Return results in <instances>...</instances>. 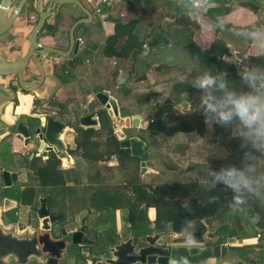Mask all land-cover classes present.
<instances>
[{"label": "trees", "instance_id": "obj_1", "mask_svg": "<svg viewBox=\"0 0 264 264\" xmlns=\"http://www.w3.org/2000/svg\"><path fill=\"white\" fill-rule=\"evenodd\" d=\"M243 5L251 8L254 13L260 9V5L254 6L248 2ZM211 10L218 8L209 9ZM173 20L175 29H182L187 34L185 45L191 68L188 72L180 69L175 77L168 79V97L156 106L152 122L141 130L139 139L143 142V150L149 162L151 158H156L158 165L164 169L162 173H173L175 178L179 179L146 182L142 178L139 158L128 154H122L121 163L110 166L109 163L117 156L119 140L114 135L108 114L99 111L97 129H77L78 134L73 138V146L68 149L70 156L75 159V165L69 170L61 168V162L54 153L48 154L46 159L40 156L30 157L33 151L26 154L17 152L12 142H7L8 138L0 141V168L5 171L17 169L24 174L21 189L16 190L13 195L15 200L24 206H34L39 196L48 194L47 201L53 212L64 217L82 210L98 213L94 230L102 232L98 237L102 246L116 239L114 214L117 211L124 213L125 220L137 233L148 231V226L154 223L157 231L182 234L177 240L179 243H185L183 227L191 222L195 239L202 247L211 245L210 241L205 240L208 233L218 235L223 240L238 236L255 237L264 233V202L251 201L245 212L232 214L227 206L233 196L231 189L225 190L223 185L218 184L215 189L205 190L201 186L203 172L198 161H187L182 167L179 164L181 156L166 142L172 136L205 135L207 125L204 123L202 111L199 110L201 93L189 84V81L205 69L214 72L227 71L228 79L235 82L237 90L241 88L238 69L230 63L231 49L226 43L220 39H212L209 45L202 46L194 39L195 30L199 27L190 20L187 13L177 12ZM115 26L117 30L121 27V31L130 34L131 38L135 37L131 33L130 25L115 21ZM173 31L174 28L169 26L164 33L171 35ZM121 38L123 35L115 32L107 40V49L114 46L118 50L123 48V45H120ZM142 46L143 42H139L130 52L129 59L134 61L142 52ZM248 62L264 65V55L251 56ZM162 67L167 68L163 65L157 69ZM153 71L155 72L156 68ZM144 79V75L136 78L137 81ZM178 105L191 108V111L183 113L176 110ZM211 135L213 141L224 139L226 154L208 158L210 168L219 171L221 167L230 164L239 167L246 150L241 148V140L233 137L230 128L218 125L213 126ZM161 137H164V141ZM177 147L186 149V146L180 144ZM81 163H86V168H89L83 176L79 169ZM185 199H188L191 211L182 207ZM149 209L154 211L152 221H149L147 216ZM253 247L258 246H231V251L236 252L241 248L247 256V261L256 264L253 257L249 256ZM226 254L224 258L228 259Z\"/></svg>", "mask_w": 264, "mask_h": 264}, {"label": "water", "instance_id": "obj_2", "mask_svg": "<svg viewBox=\"0 0 264 264\" xmlns=\"http://www.w3.org/2000/svg\"><path fill=\"white\" fill-rule=\"evenodd\" d=\"M46 1V2H45ZM263 7H264V0ZM27 0H0V139L6 134H14L23 138L24 146L33 143L35 151L30 157H46L48 153H59V159L68 163L71 159L65 150L62 141L63 130L76 126L94 127L97 122L93 120L96 109L89 106V98H93L102 107L111 120L115 137L119 140L117 152L118 163H121L122 154L139 158L140 167L148 166V156L144 153L143 143L136 138L127 136L124 129H145L148 123L140 116L141 108L135 115L123 116L116 100L102 91L86 98L83 106L74 98L66 107L54 104L56 92L61 88L62 82L57 73L62 63L58 60L69 61L78 55L79 43L77 38L83 37L88 26L93 24L91 11L86 9L81 0H33V7L37 19L25 36L8 37L10 31L16 30L20 13L25 12ZM68 5L78 8L82 18L73 23L69 29V43L66 48L57 47L61 40L57 20L61 17L59 7ZM53 13L51 29L47 31L48 20ZM72 18L71 12L65 11ZM28 22L27 18L25 19ZM61 21V19H59ZM54 42L50 45L47 40ZM54 56L56 60H49ZM12 78L17 80L20 90L26 94H33L35 102L29 113L30 122L24 123L14 120L11 114L15 102L14 92L10 89ZM177 106L176 109H180ZM190 112L191 108L184 110ZM21 172H9L0 168V184L10 187L17 182ZM16 202L0 197V264H66L64 261L65 242L61 239L54 241L47 234L36 237L22 236L15 232L11 226L5 225L1 218L2 211L8 209ZM40 228L45 222L49 224L56 218L48 217L45 197L40 198L37 210ZM48 217V218H47ZM69 232L71 245L86 244L89 242L82 237V232ZM182 234L170 231H157L155 224L149 226V231L140 238H135L132 231L116 243L103 249L102 254H91L76 264H174L183 260L187 264H200L210 258H223L228 246L235 243L238 238L222 240L218 235L208 233L205 240L211 245L200 249V246L186 247L185 243L177 240ZM80 237V238H79ZM175 241V242H174ZM171 242V243H170ZM140 243H142L140 245Z\"/></svg>", "mask_w": 264, "mask_h": 264}, {"label": "crops", "instance_id": "obj_3", "mask_svg": "<svg viewBox=\"0 0 264 264\" xmlns=\"http://www.w3.org/2000/svg\"><path fill=\"white\" fill-rule=\"evenodd\" d=\"M81 1L86 6L93 9L94 14H96L95 8L100 7L101 13L96 14L97 17L95 22L88 26L87 32L83 36L84 47L79 49L78 55L69 61L58 60L59 63H62V67L57 70V75L62 82V86L56 92L53 102L54 104H60V106L64 108L74 98L77 99L79 105L83 106L86 98L102 91L108 93L109 97L116 100L123 116L135 115L138 113L139 108H141L140 116L142 120L147 123L151 122L153 120L156 106L159 105L162 100L159 99L160 94L157 96L158 92H156L160 85L163 84L162 79L175 77L180 69L188 72L191 68L190 57L185 45L187 34L182 29H175V26L173 25V19L177 12L187 13L190 20L198 25L199 29L195 30L194 39L200 45L207 46L212 39H220L231 49L230 60H232L237 54L241 56L248 54V57L260 55V52L250 38L233 34V32L228 29H231L233 25L247 26L255 24L257 27L264 25V7L262 0H213L209 9L218 8V10H208L206 14L201 15H197L192 11H186V8H190L188 0H185L186 7H178L177 0H111L109 4L100 6L97 5V0ZM246 2L252 3L254 6L260 5L259 11L254 13L251 8L243 5ZM68 7L66 6L65 9H68ZM25 8L26 11L23 12L24 19L19 17L15 26L16 30L14 29V31H10L8 34L9 38L13 37V35H18L20 37L22 35L25 36L33 25V23L25 22L27 15H36L32 0H29V3ZM59 19H61V25L58 31L61 37L63 31L70 25L71 19L65 12ZM115 21H119L124 25H130V28L132 29L131 33H133L135 37L131 38L130 34H124L123 31H121V27L117 30ZM47 23V30L49 31L53 20L50 19ZM221 24L225 25L223 31L219 26ZM202 25L208 26L210 29L214 30V32L202 31ZM169 26L174 28V31L171 35H166L164 31L167 30ZM117 31L123 35V38L120 39V45L122 44L123 48L118 50V48L114 46L107 49V40ZM53 42L52 39L47 40V44L51 45ZM139 42H143V50L135 57L134 61H132L129 59V54L136 48ZM66 46L67 44L62 41V39L57 45V47L60 48H66ZM117 52H119V54H117ZM120 53H122V55H120ZM49 60H56V58L50 56ZM163 65L167 66V68L162 67L157 69L158 66ZM155 68L156 71L154 72L153 70ZM141 75H144L145 79L137 81L136 78ZM12 79L10 81V89L15 95V102L11 109L12 117L14 120L29 123V113L35 99L31 97L33 94H26L21 90L12 87ZM88 100L89 106L96 109L95 116H97L99 111H105L102 107H99V104L93 96ZM97 127L98 121L97 125L94 127H81L77 125L76 129L91 130L97 129ZM72 130V127L63 130L64 135H62V141L67 153L68 149L73 146L74 136L78 134ZM141 130L143 129H124V132L127 136L140 140L139 136ZM4 138H8L7 142H12L13 148L17 152L26 154V152H34L36 150L32 145L33 143L24 146L23 138L20 136L6 134L0 139V141ZM140 141L142 142V140ZM52 153L56 154L59 159V153ZM47 156L42 158L46 159ZM68 156L71 159V162H69L68 168H63L61 166L64 170H69L75 165V159H73L69 153ZM59 160L61 165L63 160L65 161V159ZM117 163L118 159L116 156L109 165L114 166ZM86 167V163H81L79 166V169L82 171V176L87 173L86 171L89 169ZM147 169L148 166H145V169H142V174H144ZM9 172L16 171L9 170ZM18 172H21L19 176L22 177V180L20 181L21 186L24 180V174L22 171ZM69 185H71V183H69ZM151 210L153 211V209H149L147 212L149 221H152L154 218V211L151 212ZM86 212L88 211L82 210L74 215L68 216L67 218L72 220ZM91 213L92 212H90V215ZM119 213L120 215L121 213L123 214L122 211H117L114 214L117 235L121 234V221L125 219V215L117 219ZM97 216L98 213L95 214V219ZM82 218L86 220L84 216ZM236 238L238 239H236L235 243L231 246H258L259 248L253 247L252 251L250 248H246V250H250L251 253L249 256L253 257L256 264H264V233L258 234L255 237L238 236ZM231 246H228L226 254L228 259H225L224 257L219 259L210 258L200 264H235V262L236 264H250L247 261V256L243 253L244 250H241L240 248L236 252L231 251ZM82 253L84 254V257H86L88 251L83 250ZM74 258L75 257L70 260V264H76Z\"/></svg>", "mask_w": 264, "mask_h": 264}, {"label": "clouds", "instance_id": "obj_4", "mask_svg": "<svg viewBox=\"0 0 264 264\" xmlns=\"http://www.w3.org/2000/svg\"><path fill=\"white\" fill-rule=\"evenodd\" d=\"M212 3L213 0H188L190 8H186V11L197 15L206 14ZM177 6L186 7L185 0H177ZM219 26L223 31L225 25ZM228 30L250 38L260 54L264 55V25H233ZM202 31L214 32L205 25H202ZM248 61V56L238 54L230 61L238 69L240 90L235 87V82L228 79L225 70L214 72L205 69L189 81L192 87L200 90L199 110L207 127L212 129L218 125L230 128L233 137L241 140V148L246 149L239 167L230 164L215 171L205 158L198 160L203 172L201 186L205 190L215 189L218 184L223 185L225 190L231 189L233 196L227 206L232 214L245 212L251 201L264 202V65L250 64ZM193 145L195 151L203 152L205 157L212 149L203 139H197ZM182 207L191 211L188 199L182 202ZM183 232L185 246L196 247L198 242L191 222L183 227ZM178 264L187 262L181 260Z\"/></svg>", "mask_w": 264, "mask_h": 264}, {"label": "flooded vegetation", "instance_id": "obj_5", "mask_svg": "<svg viewBox=\"0 0 264 264\" xmlns=\"http://www.w3.org/2000/svg\"><path fill=\"white\" fill-rule=\"evenodd\" d=\"M28 3H29V0H27L25 6ZM32 3H33V0H32ZM85 8L88 9L89 11H91V14L93 16V23H94L97 15L94 14V10L91 9L90 7L86 6ZM68 9L71 12L72 18H70L71 19L70 25L67 27L66 30L63 31L62 36H61L62 41H64L66 44L69 43V39H70L69 38V29L71 28V26L73 25L74 22H76L77 20L82 18V13L78 8H72L69 6ZM19 17L21 19H24V13L21 12ZM30 17H31L30 15H27V20H28V23L32 24L36 21L37 16L34 15V16H32V18H30ZM32 19H33V21H32ZM51 19L53 20V13H52ZM16 183L17 182L13 183L12 186H10V187H4L2 184H0V197L2 199L7 198L11 201L16 202L15 207L11 203L8 205V209L6 211H2L1 217H2L3 223L11 226L14 231H20L22 236L36 237V236L44 233V234H47L50 237V239H52L54 241H58V240L62 239L65 242L66 247H65L64 251H65V253L67 252L66 254H68V257L70 255V253H69L70 248L76 249L75 258H74L75 262L80 261L81 259L84 258V254L82 253L83 250L88 251L87 255H91V254L100 255V254H102V251L104 248H106L109 245L116 243L118 239H121V238H124L125 236H127L129 231H132V234L135 238H140L148 232V231H144L141 233H133V232H135V230H133V226H131V224L129 222L124 220L125 221V224H123L124 230L123 229L121 230V234H119V235L116 234L115 241L112 243L105 244V245L101 246L100 243L98 242V237L102 235V232L100 230H97V231L94 230V232H95L94 235H96L98 237L93 241L90 240L86 235L87 226L85 223H83L84 219L80 218L79 219L80 224L79 223L77 224L75 222L78 220V217L70 220L67 217H64L62 215H59V214L53 212L52 206L50 207V204L47 201L48 194L39 196L37 199V204L34 206L21 205L17 200H15L13 198V195L16 194V192H17L16 190L21 189V186H20V188L15 187ZM41 197H45V204H46L47 212H48L47 216L49 218L50 217L56 218L50 224L48 222H45L43 224V227H49V230H42L40 228V220H39L38 215H37V210L40 206V198ZM22 223L25 225L21 226ZM83 227H84V230L82 232V237L85 240H87L89 242V244L88 245H86V244L71 245L70 240L68 238L69 232L81 231V229ZM141 244L142 243H140V245ZM64 262L66 264H68L67 260H65Z\"/></svg>", "mask_w": 264, "mask_h": 264}, {"label": "rangeland", "instance_id": "obj_6", "mask_svg": "<svg viewBox=\"0 0 264 264\" xmlns=\"http://www.w3.org/2000/svg\"><path fill=\"white\" fill-rule=\"evenodd\" d=\"M66 6L68 7V5H65V7ZM65 7L63 6L62 8H59L61 15L65 11L69 10L67 8L65 9ZM59 18L57 20L58 21L57 25L60 28L61 21L59 20ZM162 83L163 84L160 85L158 91H156V92H158L157 96H158V94H160L159 95V99H162L160 101V103L163 100H166V98L168 97L169 86H170L169 82H168V79H162ZM178 106H180L181 108L180 109H176V110L182 111L183 113H189V112H185L184 111V110H187L188 107H183L181 105H178ZM161 139L164 141V137L163 138L161 137ZM197 139H203L205 141L206 145H211L212 146V149L210 151H208V155L206 157L204 156L203 152L195 151V145H193V143H195V141ZM166 142L168 144H170L171 148L174 151H176V153H178L181 156L179 164L182 167L186 164L187 161H198L199 158H205L207 160L208 158H211V157H221V156H224L226 154L224 139L218 138V139L213 141L212 140V135H211V129H209L208 127H207V131H206V133H205V135L203 137H200V136L195 135V134L178 135L177 137L172 136V137L168 138V140H166ZM179 144L186 146V149L178 148L177 146ZM148 163H149L148 164V169L145 171L144 174H142V178H143L144 181H146V182L173 181V179L175 178V175L173 173H168V172H164V171L162 173V169L163 168L161 169V167L158 165V162H157L156 158H151L150 162H149V159H148ZM150 163H151V165H150ZM15 171L18 172L17 169H15ZM158 172H161V173H158ZM175 179H179V177H176ZM21 180H22V177H19L17 183L15 184L16 188H18L20 186V181ZM83 216L86 218V220L84 219L85 221L82 219L83 223H85L86 226H87L86 235H87V237L90 240L93 241V240H95L98 237V236L94 235V233H95L94 232V228L96 226L95 220H94L95 219V214L91 213V215H90V212L82 213V215L78 216V220L75 223H77V224L79 223L80 224L79 219L82 218ZM123 216H124V213L123 214L121 213V215L119 213L117 215V219L120 218V217H123ZM124 220L121 221V229H123V224H125ZM24 225L25 224H23V223L21 224V226H24ZM133 230H135V232H133V233H137L136 232L137 230L134 227H133ZM15 232L21 234L20 231H15ZM100 245L102 246V243H100ZM75 251H76L75 248H70L69 257H68V254H66L67 252L65 253L64 260H67L68 264H70L71 263L70 260L73 257H75Z\"/></svg>", "mask_w": 264, "mask_h": 264}, {"label": "built area", "instance_id": "obj_7", "mask_svg": "<svg viewBox=\"0 0 264 264\" xmlns=\"http://www.w3.org/2000/svg\"><path fill=\"white\" fill-rule=\"evenodd\" d=\"M111 2V0H97V5H104V4H109ZM95 13L96 14H100L101 13V8L100 7H96L95 8ZM30 18H32V16L30 17ZM263 19H264V14H263ZM32 21H33V19H32ZM77 41H78V43H79V49H82L83 47H84V39H83V37H78L77 38ZM243 56H248V54H244ZM12 84V87H14L15 89H19L20 90V88H19V86H18V83H17V80L14 78V79H12V82H11ZM33 99H34V96L32 95L31 96ZM93 120L94 121H98V117L97 116H94L93 117ZM152 122V121H151ZM63 168H68V166H69V163L65 160H63V162H62V165H61ZM203 248H205V247H202V246H200V249L202 250Z\"/></svg>", "mask_w": 264, "mask_h": 264}]
</instances>
